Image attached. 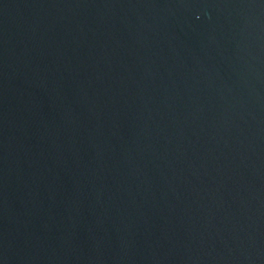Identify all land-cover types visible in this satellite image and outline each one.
Returning a JSON list of instances; mask_svg holds the SVG:
<instances>
[{
    "label": "water",
    "instance_id": "water-1",
    "mask_svg": "<svg viewBox=\"0 0 264 264\" xmlns=\"http://www.w3.org/2000/svg\"><path fill=\"white\" fill-rule=\"evenodd\" d=\"M0 264H264V0H0Z\"/></svg>",
    "mask_w": 264,
    "mask_h": 264
}]
</instances>
